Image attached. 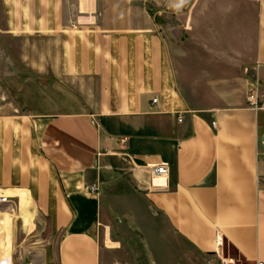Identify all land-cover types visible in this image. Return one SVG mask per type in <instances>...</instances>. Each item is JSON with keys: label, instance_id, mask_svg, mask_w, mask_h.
<instances>
[{"label": "crops", "instance_id": "obj_1", "mask_svg": "<svg viewBox=\"0 0 264 264\" xmlns=\"http://www.w3.org/2000/svg\"><path fill=\"white\" fill-rule=\"evenodd\" d=\"M1 53L34 264L264 263V0H0Z\"/></svg>", "mask_w": 264, "mask_h": 264}, {"label": "rangeland", "instance_id": "obj_2", "mask_svg": "<svg viewBox=\"0 0 264 264\" xmlns=\"http://www.w3.org/2000/svg\"><path fill=\"white\" fill-rule=\"evenodd\" d=\"M0 57L4 61L9 60V56L4 53H1ZM7 201L6 204L0 202V264H34L33 253L39 247L38 240L41 236L40 230L36 227L42 219L31 212L32 205L23 203L22 198H10ZM4 217L8 218L9 222L3 225ZM35 218L38 219L34 221ZM226 257L239 264L235 253L229 249Z\"/></svg>", "mask_w": 264, "mask_h": 264}, {"label": "built area", "instance_id": "obj_3", "mask_svg": "<svg viewBox=\"0 0 264 264\" xmlns=\"http://www.w3.org/2000/svg\"><path fill=\"white\" fill-rule=\"evenodd\" d=\"M157 100L153 101V104H156ZM251 106L256 111H263L264 112V103H251ZM169 169L164 166L154 167L152 172V180L155 181L157 179H166L169 176ZM259 184L264 187V177L259 179ZM94 192V190H92ZM7 201L6 198H0L1 203H5ZM218 246L221 248L222 243H218ZM205 264H237L231 258H228L224 255L216 253L215 255L206 259ZM257 264H264V263H257Z\"/></svg>", "mask_w": 264, "mask_h": 264}, {"label": "bare ground", "instance_id": "obj_4", "mask_svg": "<svg viewBox=\"0 0 264 264\" xmlns=\"http://www.w3.org/2000/svg\"><path fill=\"white\" fill-rule=\"evenodd\" d=\"M27 201H25L24 203H26ZM27 206V205H26ZM4 215V214H3ZM5 218V217H4ZM10 219V218H9ZM9 221H8V218H5L4 220H2V224L4 225V224H7ZM11 224V223H10ZM2 225V226H3ZM6 227V226H5ZM10 227V226H9ZM8 229V228H7ZM4 230V229H3ZM6 230V229H5ZM6 231H8V230H6ZM5 232V231H4Z\"/></svg>", "mask_w": 264, "mask_h": 264}]
</instances>
